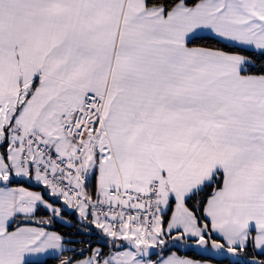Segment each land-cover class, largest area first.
Listing matches in <instances>:
<instances>
[{"label":"snow or ice","instance_id":"1","mask_svg":"<svg viewBox=\"0 0 264 264\" xmlns=\"http://www.w3.org/2000/svg\"><path fill=\"white\" fill-rule=\"evenodd\" d=\"M52 261L264 264V0H0V264Z\"/></svg>","mask_w":264,"mask_h":264},{"label":"trees","instance_id":"2","mask_svg":"<svg viewBox=\"0 0 264 264\" xmlns=\"http://www.w3.org/2000/svg\"><path fill=\"white\" fill-rule=\"evenodd\" d=\"M61 231H65V229H60ZM184 253L182 252L181 255H183ZM188 255H194V253H187ZM51 264H55V261H52Z\"/></svg>","mask_w":264,"mask_h":264}]
</instances>
